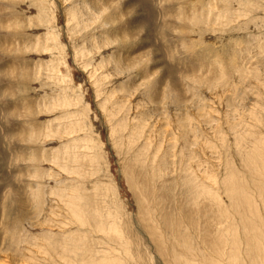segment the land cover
<instances>
[{
	"label": "rangeland",
	"instance_id": "1",
	"mask_svg": "<svg viewBox=\"0 0 264 264\" xmlns=\"http://www.w3.org/2000/svg\"><path fill=\"white\" fill-rule=\"evenodd\" d=\"M70 1L0 0V20L3 22L0 21V264H87L88 262L98 264L97 261H92L93 251H96L98 247L102 250L105 239H102V234L98 233L94 229L95 227H92V224L101 222L102 213H94V210L91 209L92 206H95L96 199H98L99 205L103 209L107 207L109 209L113 207L112 209H114V207L119 206L123 211L120 223L125 231V239L128 244L125 246L119 245L120 255H118L119 253L115 248L112 249L113 254L111 253V255L116 260L118 258V262L125 260L128 264H214L215 259L218 264H223L229 257V250H226L227 253L222 255L219 246H221L222 238L225 240L224 233L226 231H223L226 227L234 233L239 231L236 230L238 226L242 230V227H244L242 220L245 217L252 220L255 226L264 225V176L263 173L259 174L256 171L261 167L262 162L255 159V163L247 164L245 158L239 155L238 150L242 147L236 144L237 131L231 127L232 124L236 123L238 125L237 130L242 128L244 131L249 130V133L254 131L255 128L252 127V124L243 121L241 118H245L247 112L257 109V114L261 117L259 118L260 128L264 131V115L261 112V107H264V96L262 97L263 105L255 103L253 98L250 97L240 102L237 100L239 89L256 81L253 78L255 74L262 75L264 78V72L253 67L260 65L264 69V21L257 19L258 24L253 22L254 24L252 23L251 28L247 30L250 34L259 33L262 40L252 37L251 45L244 41L232 46L233 37L223 34L227 46L231 47L222 56H217L215 62L216 56L212 54L215 49L217 50L220 47V39H218L221 35L220 31L217 30L216 33L205 31L194 23L192 4H197L199 12L201 10V2L199 1L202 0ZM106 1L111 7L107 8L106 13L109 15L113 12L123 14L118 16L115 21L110 22H104L103 17L95 16L93 17L94 20L91 19L92 17L87 14V6H92V14L98 15L101 13L100 9ZM235 1L232 0V2ZM259 1L264 2V0ZM7 2H10L11 5H8ZM218 7L220 9L224 7L222 0L218 1ZM245 8L251 9V7L245 6L242 7L241 12ZM259 10L262 11L257 16L264 17V7H259ZM80 12L86 14L82 15ZM75 13L80 14L83 20L87 18L83 24L82 22L77 23L74 18ZM41 14H44V18H37ZM242 17L241 19L244 21L246 17L244 15ZM19 18L24 19V24L29 32L27 36L30 37V39L21 40L20 42L10 38L9 35V32L12 31L9 26L16 27L20 21ZM30 18H32L31 21ZM89 18L91 20H88ZM88 21L92 22V25L88 24ZM221 23H218L220 25L213 23L214 28H221ZM87 24L91 31H89ZM120 25L123 26L125 31L127 29L129 33L123 32L124 35L121 34L122 32H118L120 34L112 33L110 28L116 27L118 29L121 27ZM74 26L77 28L74 31L77 35L76 33L73 34L72 28ZM101 26L109 28L107 31L109 30L110 35L109 33L106 34L105 28ZM78 28L79 30L83 29V31H78ZM68 29L72 30L69 32ZM49 31L55 34L59 33L58 36L54 35L56 37L54 38L55 43L54 39L51 41L50 38H45V33H49ZM241 33L243 34L244 31ZM34 34L39 35L40 40H43L41 43L48 47L47 50L52 49L54 46L53 50L40 51L39 54H36L35 45H33ZM87 34L91 35L88 36ZM217 34L220 35L217 36ZM99 35L101 36L98 40L97 38L94 39ZM119 35L121 36L119 37ZM103 36L104 38H102ZM26 41L29 43H27V46L30 49L32 48V52L27 56L31 64L30 72L34 71L29 72L30 76L33 77L32 80H34L30 86L34 90L32 94L21 92L19 86H16V82L14 83L16 87L10 86L11 81L8 79V75L13 73L17 77H15L16 79L12 78V81H17L20 79V69L7 71L9 73L7 76L2 71L4 65L10 63L11 66L12 61L14 62V54H25L16 53V51L18 46L25 47ZM97 41L99 42L97 43ZM91 43L94 45L92 46ZM208 45H213V52L204 50ZM81 47L82 49L86 47V49L84 48L83 51ZM91 48H93L92 51ZM60 49H62L61 53L58 52ZM247 49H249L248 53H246ZM239 50V53L234 54ZM87 51L93 54L90 55ZM86 54L89 56L85 58ZM228 54L233 59H230ZM37 56L39 59L45 58L44 62L47 61L44 64L40 62V66H38L40 68L36 67V65H39ZM47 56L49 61L46 60ZM93 56H95V60ZM102 58L104 62L107 59L104 63L105 66H103L106 68L99 67L97 70L98 67L95 65L97 67H95V70V61L99 62ZM50 59L54 60L50 62ZM48 63L51 66L44 68ZM51 63L55 67L58 66L57 69L55 68L56 70L51 69L54 67ZM42 65H45L44 69ZM244 65L248 67V70L241 73L233 72L235 67ZM90 69L95 70V72ZM223 69L227 70L226 73L230 81H232L234 75H236L234 79H238L240 76L243 77L238 89L226 92L221 87L214 90L206 88V82L212 79L215 80ZM38 70L41 74L44 72L40 78H36L40 74H37ZM105 73L109 74L108 77ZM97 77L100 80H97ZM40 79L42 81L45 79L46 84L43 81V88L40 87ZM205 83L206 85H204ZM8 85L11 89L8 88ZM68 85H70L72 92L69 90ZM73 88L76 91H73ZM41 89H44V91ZM113 89L115 93L112 94L110 100H105ZM254 89L258 91V87H254ZM99 92L101 93L98 94ZM59 94H64L71 100L73 95L75 98L78 95V99H76L79 102L74 99L73 102L76 101L77 103L70 104L71 113L66 120L74 126L81 123L82 130L77 133L66 130L64 132L66 135L60 134L61 139L58 137L54 140L56 137L54 136V129L58 127L57 125L62 119L61 116L59 117L61 110H64L62 106H60L62 109H59L58 104L53 105L58 100ZM44 95L45 100L43 99ZM172 95H174V98ZM24 97H26V100H24ZM27 97H35V101L27 104L25 102L29 99ZM81 97L87 101V111L84 117H80L79 113V110L85 108L82 107L84 104L79 99ZM169 101H173L174 104ZM180 105L181 107H178ZM116 106L120 107L119 110L110 116L107 110ZM44 108H49L50 112L44 111L48 110ZM50 109L54 111L52 112ZM30 111L32 112L29 113ZM48 112L49 114H47ZM172 112L173 114H169ZM240 112L242 114H239ZM176 114L177 119L183 123V128H186L183 131L187 133L184 137L185 142L181 131H177L174 126V128L172 127L175 122L173 121L174 123L170 125V120H173ZM145 115L148 118L152 116L150 120H153V124L155 123L154 120L159 122L156 125V131L153 132V127L148 137L150 145L146 154L149 155L155 150L158 152L160 159L158 162L151 163L152 167L149 164L153 161L151 154L147 155L144 162L139 163L140 165L132 164L135 161L130 159L133 152H136L135 147L140 144L141 138H139L140 142L137 141L131 144L126 141L131 124L134 121L146 119ZM124 117L126 127L119 133L115 132L120 123L124 122ZM26 120L29 122L35 120L32 124L35 128L34 136L36 138L41 137L37 136L38 133L42 134V131L46 128L45 124L50 123L49 126H51L52 132L50 134L49 131V135L52 136L49 137V144L45 150L41 145L37 147V142L28 140V134L31 135V128H29L28 121L25 122ZM86 121H88V126L85 123ZM151 121L149 125L152 124ZM217 123L223 128L224 139H217L212 134L211 124L217 125ZM244 124H246V127H243ZM195 125L196 127L193 128ZM67 131L71 134L67 135ZM197 131L209 138L208 142L211 147L202 150L201 141L195 139L196 135L200 134ZM61 135L70 138V140L62 138ZM76 137H80V145L76 147V151L84 157L82 156L83 159L78 162H68V157L74 150L70 149V152L67 153L63 141L68 144L74 141ZM247 138H250V136L239 137L247 146L256 145V143L248 144ZM144 139H142L143 143H145ZM183 143L187 144L184 145ZM132 144L134 145L133 150H131V146L127 147V145ZM32 146V149L29 148ZM198 149L199 156H191L187 160L186 155ZM166 150H169L166 152L167 157L163 154ZM33 153L36 160L30 159ZM53 153L60 156L58 158L66 163L70 172L67 173L64 167L52 162ZM93 155L96 156L95 159L91 157ZM162 155L164 156L161 157ZM164 157H166L163 162V164H166L165 174L160 178H154L155 172L152 169L159 168L158 166L162 165L159 163H162ZM31 163L35 167L34 173L32 167H30ZM202 163L210 164L209 169L206 170L208 182L214 179V175L222 178L228 171L236 172L240 187L241 185L244 187V193L254 203L253 208L250 205L244 211L237 209L233 199L230 198V194L224 191V188L219 184H212L207 188L209 192L217 195V198L213 199L214 202L207 201L203 194L195 197L186 194L185 181L203 188L202 179L198 177L199 171L205 174ZM138 167L141 168L137 169ZM142 168H147V170ZM147 172L152 174L148 175ZM35 184H40L46 192L47 195L45 194L44 200H36L32 197V191L37 188ZM55 187L64 188L63 190L68 196L66 190L71 187L77 188L78 195L84 194L86 197L83 201L85 209L81 210L84 212V216L81 215L85 221L84 226L81 227L76 224V216L74 217L68 210L72 207L70 199L67 197V200H65V196H57L56 192L50 191L51 189L54 190ZM200 196L202 198H199ZM198 198L201 200L200 203L194 204L191 202L192 205H188V201ZM217 199L220 200L217 202ZM8 207L11 209L6 212ZM38 208L41 210L37 211ZM243 208L245 209L246 206H243ZM19 212H22L21 215L25 216L23 219L22 216L20 217L21 222H18L17 219ZM47 215L49 220L47 219L48 223L45 224L44 218ZM224 216H228V220ZM49 221L52 227L47 225L50 224ZM232 224L233 227L237 224V227L232 228ZM49 233L53 236L47 239ZM22 238L25 239V245ZM100 239L103 240V243ZM242 241L247 244L245 236H242ZM213 243H215V246ZM28 244L35 248L28 247ZM50 245L70 250V258L73 261L70 263L68 260L59 257ZM120 246L124 247L121 248ZM262 248H264V245ZM73 249H77L78 252H72ZM24 253L26 254L25 257L21 258ZM131 253L133 254L131 255ZM250 254L251 263L253 259L257 260L256 254L261 255V249H256L254 253L250 250ZM236 255L237 258L243 261L244 254L240 251V243ZM128 256L132 257L129 258ZM125 261L121 263L123 264Z\"/></svg>",
	"mask_w": 264,
	"mask_h": 264
},
{
	"label": "bare ground",
	"instance_id": "2",
	"mask_svg": "<svg viewBox=\"0 0 264 264\" xmlns=\"http://www.w3.org/2000/svg\"><path fill=\"white\" fill-rule=\"evenodd\" d=\"M2 1H4V0H2ZM7 1V0H6ZM72 1V0H71ZM70 1V2H71ZM75 1H79V0H75ZM75 1H73V2H75ZM83 1V0H82ZM98 0H96V2H97ZM114 1V0H113ZM181 1V0H180ZM218 1H220V0H216V3H215V0H202V1H199V2H201V5H200V11L198 12V7H197V4H192V9H193V18H194V23L196 24V25H198V26H200L201 28H203L205 31H210V32H214V33H216L217 32V30H219L220 31V36L217 34V36H219L218 37V39H220V41H219V45H220V47L219 48H217V50L215 49V51L213 52L212 51V47H213V45H208V46H206V48L204 49V50H207V51H210V52H213V56H216V59H215V62H216V60H217V56H222L223 55V53H226L227 51H229L230 50V47H228L227 46V44H226V39L224 38V35L223 34H227V35H229V37H233V42L231 43L232 44V46H233V44H237V43H241V42H244V41H247L248 43H249V45H251L250 44V42H252V40H251V38L253 37L254 39H257V40H260V41H262L261 40V38H260V35H259V33H257V34H250L247 30L249 29V28H251V25H252V23L254 22V23H256V24H258L257 22H258V20L257 19H261V20H259V21H264V17H262V16H257V14L258 13H260V11H262V10H259L258 11V8L259 7H264V2L263 1H259V0H236L235 2H232V0H222V2L224 3V9L223 8H219L218 7ZM84 2V1H83ZM85 2H87V1H85ZM107 2L108 1H106L105 2V5L100 9V11H101V13L100 14H98V15H93L92 14V6H87V14H89L90 15V17H92L91 19H93V17H103L104 18V22H106V21H115V19H117V17L118 16H120V15H122L123 13H114L113 12V14H111V15H109L108 13H106L107 11V8L109 7V5L107 4ZM185 2V1H184ZM28 3V2H27ZM7 4L8 5H11V3L10 2H7ZM107 4V5H106ZM43 5H44V1H43ZM70 5V4H69ZM73 5V4H72ZM81 5V7H82V3L80 4ZM80 5H78V6H80ZM105 6H106V8H105ZM113 6H114V4H113ZM245 6H248L249 8L251 7V9L250 10H248L247 8H245L242 12H241V10H242V7H245ZM71 7V6H70ZM86 7V6H85ZM109 8H111V7H109ZM68 9H70V8H68ZM71 9H72V7H71ZM81 9V8H80ZM79 9V10H80ZM74 10V9H73ZM82 10V9H81ZM111 10V9H110ZM75 11V10H74ZM113 11V10H112ZM45 14V13H44ZM44 14H41L40 16L38 15V17L37 18H44ZM80 14H82V15H84V14H86V13H81L80 12ZM80 14L78 15L77 13H75L74 14V18L77 20V23H81L82 22V24H83V22H84V20H86L87 18H84V20H83V18L81 19V17H80ZM245 16L246 18H245V20L243 21V19H241V18H243L242 16ZM263 15V14H262ZM21 17V16H20ZM185 17V16H184ZM184 17H182V18H184ZM90 18L88 19V20H91ZM97 19V18H96ZM119 19H120V17H119ZM124 19V18H123ZM19 23L17 24V26L16 27H11V26H9V28L12 30V31H10L9 32V35H10V38H12V39H16L18 42H20L21 40L23 41H25V40H28V39H30V37L29 36H27L28 34H29V32H28V28H27V26L24 24V19H22V18H19ZM32 20V18H30V21ZM83 20V21H82ZM94 20V19H93ZM1 21V20H0ZM120 21V20H119ZM46 22V21H45ZM89 22V21H88ZM87 22V23H88ZM222 22V23H221ZM1 23H3L2 21H1ZM86 23V22H85ZM92 23V22H91ZM90 22L88 23V24H91ZM216 24V25H220V24H218V23H221V28H218L217 27V29L216 28H214V24ZM253 23V24H254ZM82 24H81V26H82ZM87 24V25H88ZM94 24V23H93ZM121 24V23H120ZM1 25V24H0ZM4 25V24H3ZM31 25V24H30ZM53 25V24H52ZM92 25V24H91ZM71 26V25H70ZM77 26H78V24H77ZM115 26V25H114ZM117 26H119L118 24H117ZM121 26V25H120ZM256 26V25H255ZM4 27V26H3ZM53 27V26H52ZM76 26H74L72 29H73V34L74 33H76V32H74L75 31V29L77 30V28H75ZM102 27V26H101ZM111 27H113V26H111ZM122 27V28H121ZM120 28H110L111 29V31H112V33H118V32H122L121 34H123V32L124 33H126L127 34V29H126V31H125V29L123 28V26H121ZM57 28V27H56ZM55 28V29H56ZM69 28V27H68ZM83 28H84V26H83ZM96 28V27H95ZM102 28H105V27H102ZM71 29V30H72ZM85 29H86V27H85ZM88 29H89V25H88ZM107 29H109V28H105L104 30H106V34H108L109 32V30L107 31ZM69 30V29H68ZM71 30H69V32L71 31ZM81 30V29H80ZM79 30V28H78V31H80ZM87 30V29H86ZM94 30V29H93ZM103 30V31H104ZM60 32H61V30H59ZM83 31V29L80 31V32H82ZM89 31H91L90 29H89ZM102 31V32H103ZM114 31V32H113ZM242 31H244V33L242 34L241 32ZM12 32V33H11ZM101 32V33H102ZM130 32H131V30H130ZM260 32V31H259ZM11 33V34H10ZM84 33V32H83ZM82 33V34H83ZM95 33H97V32H95ZM100 33V32H99ZM111 33V34H112ZM120 33H118V34H120ZM129 33V32H128ZM219 33V32H218ZM46 34V36H45V38L46 39H49L50 38V40L52 41L54 38H56V37H54V35H59V33L58 34H55V33H52V32H50L49 31V33L47 32V33H45ZM79 34V33H78ZM85 34V33H84ZM83 34V35H84ZM93 34V33H92ZM103 34V33H102ZM101 34V35H102ZM104 34H105V31H104ZM117 34V35H118ZM249 34V35H248ZM76 35H77V33H76ZM75 35V36H76ZM88 36L89 35H91V34H87ZM101 35H99L98 37L96 36V37H94V39L95 38H97V40H98V38H100V36ZM109 35H110V33H109ZM113 35V34H112ZM124 35V34H123ZM72 36V35H71ZM75 36H74V38H75ZM88 36H87V38H88ZM108 36V35H107ZM121 35H119V37H120ZM216 36V37H217ZM112 37V36H111ZM9 38V39H10ZM45 38H44V40H45ZM86 38V39H87ZM102 38H104V36L102 37ZM113 38V37H112ZM5 39H6V37H5ZM76 39H78V38H76ZM83 39V38H82ZM85 39V40H86ZM60 40V39H59ZM58 40V41H59ZM93 40V39H92ZM43 41V40H42ZM41 40H40V38H39V35H35L34 34V43H33V45H35L34 46V49H35V51H36V54H39L40 53V51H49V50H47L48 49V47L44 44V43H41L42 42ZM54 41V43H55V39L53 40ZM57 41V40H56ZM61 41V40H60ZM94 41V40H93ZM99 41H97V43H98ZM27 43H28V41H26V44H25V47H20V46H18L17 47V51H16V53H25V54H21V55H16V54H14L15 55V57H13V60H14V62L12 61V64H11V66H10V63H8V65H4L3 66V68H2V71H4V75L5 76H7L9 73H7V71H9V70H15L16 71V69H20L21 70V73H19V75H20V79L19 80H14V81H12L15 77H17L16 75H14L13 73H11V74H9L8 75V79L11 81V83H10V86H12V87H14L15 86V82L17 83L16 84V86H19V90H21V92L23 91V93H28V94H32L33 93V87H30L32 84H33V81L34 80H32L33 79V77L32 76H30V73H32V71L30 72V59L27 57L31 52H32V48L30 49L29 48V46H27ZM53 43V44H54ZM59 43V42H58ZM57 43V44H58ZM258 43V42H257ZM8 44V43H7ZM29 44V43H28ZM60 44H61V42H60ZM64 44V43H63ZM123 44V43H122ZM230 44V45H231ZM56 45V44H55ZM91 45H92V43H91ZM94 45V44H93ZM92 45V46H93ZM126 45V44H125ZM131 45V44H130ZM257 45V44H256ZM51 47L53 46V45H50ZM49 46V47H50ZM85 46V45H84ZM96 46H97V44H96ZM118 46V45H117ZM129 46V45H128ZM57 47V46H56ZM58 47H60L59 45H58ZM89 47V46H88ZM87 47V48H88ZM53 48H54V46H53ZM53 48L51 49V50H53ZM80 48V47H79ZM85 49H86V47H84ZM83 48V49H84ZM96 47L94 46V50L96 51V49H95ZM81 49H82V47H81ZM80 49V51H82ZM84 49V50H85ZM250 49V48H249ZM249 49H247L246 50V53H248V50ZM62 49H60L58 52L59 53H61L60 51H61ZM83 50V51H84ZM93 50V48H91V51ZM75 51V50H74ZM73 51V52H74ZM76 51H77V49H76ZM75 51V52H76ZM80 51H78V52H80ZM42 52V53H43ZM88 52V51H87ZM86 52V53H87ZM90 52V51H89ZM88 52V53H89ZM240 52V50L238 51V52H234V54H237V53H239ZM251 52V51H250ZM249 52V53H250ZM41 53V54H42ZM51 53V52H50ZM59 53H58V55H59ZM81 53V52H80ZM87 53V54H88ZM95 53V52H94ZM96 53H97V51H96ZM201 53H202V51H201ZM252 53V52H251ZM52 54V53H51ZM50 54V55H51ZM83 54H85V53H83ZM82 54V55H83ZM86 54V56H85V58L87 57V56H89V55H87ZM90 55L91 54H93V53H89ZM57 55V54H56ZM82 55H80V56H82ZM61 56H62V54H61ZM78 56V55H77ZM57 57V56H56ZM228 57L230 58V59H233V57L230 55V54H228ZM14 58H17V59H14ZM37 59H38V61H39V65H36V67H38V66H40V62H41V64H44L45 62H47V61H43V60H45V58L43 59H39V57L37 56L36 57ZM47 59L46 60H48V56L46 57ZM51 58V57H50ZM54 58H55V56H54ZM93 58H94V60H95V56H93ZM92 58L90 57V60H91ZM52 60H54V59H52ZM51 59H50V62L52 61ZM57 60V59H56ZM87 60V59H86ZM107 60V59H106ZM106 60H105V62H106ZM207 60V59H206ZM247 60V59H246ZM43 61V62H42ZM49 61V60H48ZM15 62H16V64H15ZM54 62V61H53ZM90 62V61H89ZM88 62V63H89ZM93 62V61H92ZM104 62V59L102 58V60H100L99 62L98 61H95V64H94V68L96 67L97 68V70L99 69V67H101V68H106V67H103V66H105V63ZM218 63H219V60L217 61ZM55 63V62H54ZM94 63V62H93ZM92 63V64H93ZM157 63V62H156ZM37 64V63H36ZM47 64V63H46ZM45 64V65H46ZM52 64V67L54 66V64L53 63H51ZM56 64H58V63H56ZM55 64V65H56ZM85 64V63H84ZM90 64V63H89ZM89 64H87L88 66H89ZM104 64V65H103ZM213 64H214V62H213ZM246 64V63H245ZM44 65V66H45ZM96 65V66H95ZM106 65H107V63H106ZM254 65V64H253ZM43 65H42V68L44 67ZM49 67V66H51L49 63H48V65H46L44 68H46V67ZM57 66V65H56ZM86 66V65H85ZM90 66H92L91 64H90ZM58 67V66H57ZM57 67H53V68H51V69H54V70H56L57 69ZM254 68H256V69H258V70H260V71H262V72H264V69L262 68V67H260V65H256V66H253ZM252 67V68H253ZM8 68V69H7ZM9 68H11V69H9ZM38 68H40V67H38ZM43 68V69H44ZM56 68V69H55ZM96 68H95V70H96ZM91 70V69H90ZM93 70V69H92ZM91 70V71H92ZM95 70L94 71H92V72H95ZM102 70V69H101ZM244 70H248V67H246L245 65L244 66H238V67H235L234 68V70H233V72H239V73H241V72H243ZM42 71H44V70H42ZM51 72H53L52 70H50ZM58 71V70H57ZM56 71V72H57ZM90 71V72H91ZM30 72V73H29ZM34 72V71H33ZM37 72V71H36ZM227 70H225V69H223V70H221L220 71V73H219V75L217 76V78L214 80V79H212L211 81H208V82H206L207 83V87L206 88H209L210 90H214V89H216V88H218V87H221L222 89H224V91H232V90H236V89H238V87H239V83L241 82V80L243 79V77L242 76H240L238 79H234V77H236V75H234L233 76V79H232V81H230L229 80V78H228V75H227ZM261 72V73H262ZM40 73V70H38V73L37 74H39ZM17 74V73H16ZM36 74V75H37ZM42 74H44V72L42 73ZM42 74L40 73L36 78H40L41 76H42ZM46 74V73H45ZM104 74V73H103ZM106 74V73H105ZM92 75V74H91ZM102 75V74H101ZM107 75H109V74H106V76ZM96 76V75H95ZM105 76V77H106ZM111 76V75H110ZM104 77V78H105ZM108 77V76H107ZM13 78V79H12ZM46 78V77H45ZM103 78V79H104ZM254 79H256V81H253V83H251V85H246V86H242L240 89H239V93H238V95H237V100H239V102L240 101H243V100H245L246 98H248V97H250V98H253V100H254V102L255 103H260L261 105H263V103H262V97L264 96V78H263V76L262 75H258V74H255L254 75V77H253ZM16 79V78H15ZM45 79H43V81H44ZM97 80H100L98 77H97ZM39 81V80H38ZM43 81H42V79H40V81H39V84H40V87H42V86H44V83H45V81H44V83H43ZM70 81H72V80H70ZM93 81V80H92ZM112 82V81H111ZM154 82H156V81H154ZM99 83V82H98ZM206 83L204 84V85H206ZM38 84V85H39ZM46 84V83H45ZM68 84H70V83H68ZM100 84V83H99ZM118 84V83H117ZM116 84V85H117ZM9 85H8V88H10L11 89V87H10ZM15 86V87H16ZM69 86V90H70V85H68ZM151 86V85H150ZM149 86V87H150ZM95 87H97V86H95ZM116 87V86H115ZM254 87H258V91H256L255 89H254ZM31 88H32V90H31ZM36 88V87H35ZM43 88V87H42ZM117 88V87H116ZM115 88V89H116ZM196 88V87H195ZM9 89V90H10ZM31 91H29V90ZM68 89V88H67ZM100 89H101V87H100ZM13 90V89H12ZM11 90V91H12ZM41 90H43L44 91V89H41ZM75 89L73 88V91H74ZM117 90V89H116ZM128 90V89H127ZM71 91V90H70ZM76 91V90H75ZM102 91V90H101ZM130 91V90H129ZM220 91V90H219ZM72 92V91H71ZM77 93V92H76ZM75 93V94H76ZM101 92H99L98 94H100ZM115 93V90L113 89V90H111L110 92H109V94L107 95V98L105 99V100H110V98H111V96H112V94H114ZM148 93V92H147ZM43 94V93H42ZM68 94V93H67ZM97 94V96H99ZM103 94V93H102ZM69 95H71V94H69ZM73 95V94H72ZM118 95V94H117ZM131 95V94H130ZM148 95V94H147ZM24 96V95H23ZM22 96V97H23ZM39 96H40V94H39ZM42 96V95H41ZM124 96V95H123ZM173 96V98H174V95H172ZM38 97V96H37ZM54 97H57V96H54ZM72 97V96H71ZM77 97H78V95H77ZM76 97V98H77ZM122 97V96H121ZM127 97V96H126ZM228 97V96H227ZM230 97V96H229ZM27 98H29L27 101H25V102H27V104L28 103H31V102H34L35 101V97H32V98H30V97H27ZM44 98H46L45 97V95L43 96V99ZM75 97H74V95H73V99L71 100V99H69V97L68 96H66V95H64V94H59L58 95V100L55 102V104H53V105H56V104H58L57 106H62V108H64V110H61V113L59 114V117L61 116V121H60V123H59V125H55L56 127H54V128H56V129H54V131H55V134H54V136H56L55 137V139L54 140H56V139H58V137H59V135L60 134H64V132H66V130H69L70 132H72V133H77V132H79V131H81L82 130V126H81V123L79 124V125H76V126H74V125H72V123L70 122V121H68L67 122V120L66 119H68V117H69V114L71 113V108H70V104H75L74 102H76V101H74L73 102V100L74 99H76ZM124 98V97H123ZM215 98V97H214ZM260 98V99H259ZM39 99V98H38ZM57 99V98H56ZM78 99V98H77ZM76 99V100H77ZM79 99H81V102H82V104H84L82 107H85V108H83V110H79V113H80V117L82 116V117H84V115H85V112L87 111V101H86V99L85 98H83V97H81V98H79ZM127 99V98H126ZM150 99H151V97H150ZM166 99V98H165ZM167 99H169V98H167ZM230 99H231V97H230ZM24 100H26V97H24ZM23 100V101H24ZM37 100V99H36ZM45 100V99H44ZM50 100V99H49ZM48 100V101H49ZM172 100V99H171ZM229 100V99H228ZM47 101V100H46ZM53 101V100H52ZM78 101V100H77ZM133 101V100H132ZM37 102V101H36ZM79 102V101H78ZM167 102V101H166ZM170 102V101H169ZM171 102H173V101H171ZM170 102V103H171ZM181 102V101H180ZM40 103H41V101H40ZM49 103H51V102H49ZM77 103V102H76ZM132 103H134V102H132ZM176 103V102H175ZM35 104V103H34ZM138 104V103H137ZM140 104V103H139ZM142 104V103H141ZM172 104H174V102L172 103ZM171 104V105H172ZM31 105V104H30ZM44 105V104H43ZM134 105V104H133ZM132 105V106H133ZM26 106V105H25ZM47 106V105H46ZM50 106H52V105H50ZM142 106V105H141ZM43 107H45V106H43ZM144 107V106H143ZM170 107V106H169ZM169 107H167V108H169ZM178 107H181V105L180 106H178ZM30 108V107H29ZM55 108V107H54ZM61 107L59 108V109H62ZM119 106H116L115 108L114 107H110L107 111L110 113V116H112V114H115V112H117L118 110H119ZM177 108V107H176ZM44 109H48V110H44V111H49V108H44ZM170 109H171V107H170ZM175 109V108H174ZM173 109V110H174ZM50 110H52V109H50ZM142 110V109H141ZM168 110V109H167ZM40 112L42 111V110H39ZM39 111H38V113H39ZM43 111V112H44ZM54 110H52V112H53ZM32 111H30L29 113H31ZM50 112V111H49ZM49 112L47 113V114H49ZM60 112V111H59ZM142 112V111H141ZM170 112V111H169ZM261 112H262V114L264 115V107H261ZM174 113H175V111H174ZM147 114V113H146ZM169 114H173V112L172 113H169ZM239 114H242V112H240ZM27 115V114H26ZM32 115V114H31ZM246 117L245 118H241L243 121H246V122H250L251 124H252V127H254L255 129H254V131H251L250 133L248 132L249 130H243L242 128H239V130H237V128H238V125L235 123V124H232L231 125V127L232 128H235V130L237 131V135H238V139H237V141H236V144L238 145V146H240V147H242V148H240L239 150H238V153H239V155H241L242 157H244L245 158V161L247 162V164H251L252 162H254L255 161V159H257V161H259V162H262L261 163V167L259 168V169H257L256 171H257V173H259V174H262L263 173V176H264V138H263V134H264V131H262V128H260V124H259V122H260V120H259V118H261L258 114H257V109H254V110H251V111H249V112H247L246 113ZM35 116V115H34ZM138 116V115H137ZM146 116V119H142V121H140V120H138V121H134L132 124H131V126H130V131H129V136H128V139L126 140L127 141V143L128 144H131V143H135V142H140V140H139V138H141V142H140V144H138L137 145V147H135L137 150H136V152L134 153L133 152V154H132V157L130 156V159H133L134 161H132V162H134V163H132V164H139V163H143L144 162V160L146 159L145 157H147V155L148 154H146V153H148V151H147V149L149 150V145H150V142L148 141V137L150 136V130L154 127V130H153V132L154 131H156V125H157V123H159V122H156L155 120H154V124H153V120L151 121L150 119H152L151 117L152 116H150L149 118H148V116L147 115H145ZM144 116V117H145ZM174 116V115H173ZM28 117V116H27ZM33 117V116H32ZM178 117H177V114L173 117V120L171 119L170 120V125H171V123H174L175 122V125L173 124L172 125V127L174 126L175 127V129L178 131H181V134H182V136H183V140H184V137H185V135L187 134L186 132H183L184 130H186V128L184 129L183 127H184V125H183V123L181 122V121H179V119H177ZM124 119V122H121L120 123V125H119V128H116L115 129V132H121L122 131V129L123 128H125L126 127V124H125V121H126V119H125V117L123 118ZM176 119H177V123H176ZM59 120H60V118H59ZM62 120H63V122H62ZM65 120V121H64ZM28 120H26L25 122H27ZM35 120H31L30 122L28 121V123H29V128H31V135L30 134H28V136H29V139L28 140H30V142H37V147H38V145H41L42 146V148H43V150H45V148H46V146L49 144V137H51L50 135H49V131H50V134H51V132H52V129H51V126H49V124H45V126H46V128H45V130L44 131H42V134L41 133H38V137L39 136H41V137H39V138H36V136H34L35 135V128L33 127V124H32V122H34ZM152 122V124L150 123V125H149V122ZM174 121V122H173ZM62 122V123H61ZM86 124L88 123V121H86L85 122ZM239 124H243V123H239ZM63 125V126H62ZM44 126V127H45ZM87 126H88V124H87ZM211 126H212V128H213V133L212 134H214L215 136H216V138L217 139H224L225 138V135H224V131H223V128L220 126V125H218V123H217V125H212L211 124ZM173 127V128H174ZM194 127H196V125L195 126H193V128ZM243 127H246V124H244L243 125ZM61 129H62V131H61ZM126 130V129H125ZM167 130V129H166ZM207 130V129H206ZM199 131V130H198ZM197 131V132H198ZM62 132V133H61ZM153 132H152V134H153ZM200 132H201V130H200ZM200 132H198V134L200 133ZM41 134V135H40ZM53 134V133H52ZM69 133H68V131H67V135H68ZM71 134V133H70ZM69 134V135H70ZM151 134V135H152ZM64 135H66V134H64ZM63 135H61V137H62ZM246 136H250V138H247V143L248 144H255L256 143V145L255 146H247V145H245L244 143H243V141H241L240 139H239V137H246ZM258 136H261V137H258ZM48 137V138H47ZM46 138H47V140H46ZM54 138V137H53ZM60 138V137H59ZM62 138H65V137H62ZM145 138V139H144ZM147 138V139H146ZM61 139V138H60ZM65 139H67V140H70V138H65ZM142 139H144V142L145 143H143V141H142ZM195 139H198V140H200L201 141V147H202V150H205L206 148H209V147H211L210 146V144H209V138L208 137H206V136H204L202 133H200L199 135H196V138ZM53 140V141H54ZM58 141V140H57ZM186 141V139L184 140V142ZM51 142H52V140H51ZM63 143H64V145H66V148L67 149H65V151L68 153V152H70V149H73L74 150V152H72V153H70V155H69V157H68V162H70V161H79V160H82L83 158H82V156L83 155H81V154H79V152L78 151H76V147H78L79 145H80V137H76L75 139H74V141H72V142H70V143H68L67 144V142L66 141H63ZM62 143V144H63ZM142 143V144H141ZM184 144V143H183ZM185 144H187V143H185ZM184 144V145H185ZM29 145V144H28ZM183 145V146H184ZM259 145V146H258ZM34 146V145H33ZM33 146L32 147H29V148H33ZM131 146V150H133L132 149V147H134V145L132 144V145H127V147H130ZM258 146V147H257ZM41 148V149H42ZM56 148V147H55ZM184 148V147H183ZM130 149V148H129ZM199 149H200V147H199ZM199 149L198 150H194L193 152H190L189 154H187L186 155V158H187V160H189L190 158H191V156H193V157H198L199 156ZM61 150V149H60ZM59 150V151H60ZM63 150V149H62ZM167 151H169V150H166L163 154L167 157V155H166V152ZM196 152V153H195ZM206 152V151H205ZM56 153H57V151H56ZM56 153L54 154L53 153V156H52V162L55 164H58L59 166H61V167H64V170H67L66 172L68 173V171L70 172V170H69V168H68V166L66 165V163L65 162H63V161H61L58 157H60L58 154L56 155ZM192 153H193V155H192ZM151 155H152V158H153V161H151L149 164H150V166L153 164V162L154 161H156V162H158V160H160L159 159V156H158V152L157 151H155V150H153L152 151V153H150ZM149 154V155H150ZM195 154V155H194ZM202 154V153H201ZM146 155V156H145ZM148 155V156H149ZM164 155H162L161 157H163ZM205 155V154H204ZM84 157V156H83ZM91 157H93L94 159H95V155H93V156H91ZM166 157H164L162 160V163H159L161 166H158L159 168H155V169H152V170H154L153 172H155V174H154V178H156V177H161V176H164L163 174H165L164 173V171L166 170V164L164 163L163 164V162H164V159L166 158ZM31 160H36V156H35V154L33 153L32 154V156H31V158H30ZM93 160V159H92ZM99 160V159H98ZM149 161H150V158H149ZM145 162H147V161H145ZM166 162V161H165ZM42 163V162H41ZM147 163V164H148ZM152 163V164H151ZM255 163V162H254ZM157 164V163H156ZM203 165H202V169H205V174H203V173H201L200 171H199V174H198V177L199 178H201L202 179V182H203V188H201V187H196V186H194L193 184H191V183H189V182H187V181H185V186L187 187V190H186V194H188L189 196H193V197H195L196 195H204V198H207V201H212V202H214L215 200H213V199H215V198H217V195H215L213 192H209V190L207 189L208 187H210L212 184H219V185H221L223 188H224V191H226L227 193H229L230 194V198L231 199H233V201H234V203H235V207L237 208V209H242L243 211L244 210H246L250 205V207H252L253 208V206H254V203H253V201L251 200V198L246 194V193H244V187L241 185V187H240V185H239V177H237L236 175H237V173L236 172H234V171H228V172H226L225 173V175L224 176H222V178H218L217 177V175H214L213 176V180L212 181H210V182H208L207 181V177H208V174H206L207 172H206V170L207 169H209V167H210V164L208 165V163H202ZM140 165V164H139ZM158 165V164H157ZM138 166V165H137ZM142 166V165H141ZM143 166H144V164H143ZM142 166V167H143ZM30 167H32V172L34 173V170H35V167H34V164L33 163H31L30 164ZM152 167V166H151ZM37 168V167H36ZM141 167H138L137 169H140ZM150 168V167H149ZM142 169H144V170H147V168L145 169V168H142ZM132 170H134L133 168H132ZM143 170V171H144ZM142 171V172H143ZM169 171V170H168ZM142 172H141V175H142ZM151 172V171H150ZM136 173V172H135ZM134 173V174H135ZM145 173H146V171H145ZM148 173V175H151V174H149V172H147ZM168 173V172H167ZM166 173V174H167ZM251 173H252V171H251ZM250 173V174H251ZM132 174V173H131ZM138 174V173H137ZM170 174V173H169ZM209 174H210V172H209ZM34 175H36V174H34ZM145 175V174H144ZM132 176V175H131ZM130 176V177H131ZM143 176V175H142ZM166 176V175H165ZM35 177V176H34ZM134 177V176H133ZM146 177V176H145ZM30 178V177H29ZM137 178V177H136ZM152 178V177H151ZM145 179V178H144ZM149 179V178H148ZM62 181V180H61ZM151 181H152V179H151ZM153 181H154V179H153ZM160 181V180H159ZM248 181H250V180H248ZM144 184V183H143ZM158 184V183H157ZM32 185V184H31ZM30 185V186H31ZM153 185V184H152ZM249 185V184H248ZM35 186L37 187L36 189H35V191L33 190L32 191V197L34 198V199H36V200H44V198H45V194H46V192H44V190L41 188V186H40V184H35ZM166 186V185H165ZM145 187V186H144ZM64 189V188H63ZM62 188L60 189V187H58V188H54V190L53 189H51L50 191L51 192H56V195L57 196H65L66 198H65V200H67V197L70 199V203H71V205H72V207L70 208V209H68L73 215H74V217H75V222H76V224H78L79 226H84L85 225V221H84V219L81 217V215L82 216H84V212H82L81 210L82 209H85V207H84V203H83V201L85 200V196H84V194L83 193H81V196L80 195H78V191H77V188L76 187H71V188H69V189H67L66 191L68 192V194H69V196L67 195V193L65 192V190H63ZM145 189V188H144ZM27 190V189H26ZM146 191V190H145ZM42 195V196H41ZM47 195V194H46ZM55 196V195H54ZM48 197V196H47ZM49 198V197H48ZM199 198H202L201 196L199 197ZM199 198L198 199H193L192 201H188L187 203H188V205L189 206H191L192 204H191V202L192 203H200L201 202V200H199ZM220 199H217V202L219 201ZM50 202V201H49ZM48 202V203H49ZM10 203V202H9ZM52 203V202H51ZM56 205V204H55ZM40 206V205H39ZM49 206V205H48ZM107 206V205H106ZM243 206H246V208L244 209L243 208ZM121 208H122V206H120ZM113 207H110V209H109V207H107V208H105V209H103L100 205H99V202H98V199H96L95 200V206H92L91 207V209H93L94 211V213H97V212H100V213H102V215H101V222L99 223V224H92V227L94 228V229H96V231L98 232V233H101L102 234V236H101V238L103 239H105V243L103 244V247H102V250H100L99 249V247H98V249H97V247H96V251H93V254H94V257H93V259H92V261L93 262H95V261H97V263L98 264H119V263H121L122 261H125V260H120V262H118L119 260H118V258H117V260L115 259V257H112V255H111V253H112V249L113 248H115L117 251V253H119V245L120 244H122V245H127L128 244V242H127V240L125 239V231H124V229H123V227L121 226V223H120V221H121V219H122V217H121V215H122V213H123V211H121V209L119 208V206L117 207V208H115L114 207V209H112ZM11 208H9L8 207V209L6 208V212H7V210L9 211ZM23 209V208H22ZM46 209V208H45ZM39 210H41V209H37V211H39ZM78 210H80L81 212H82V214H81V212H79ZM12 211V210H11ZM21 211H23V210H21ZM49 211V210H48ZM96 211V212H95ZM192 211V210H191ZM21 213L22 212H19V215H18V217H17V219H18V222H21ZM23 214V213H22ZM27 214V213H26ZM48 216V215H47ZM47 216H46V218H44L45 220V224H46V222L49 220V216H48V218H47ZM23 217H25V216H22V219H23ZM44 217V216H43ZM120 217V218H119ZM225 217V216H224ZM227 220H228V216H226L225 217ZM25 219V218H24ZM48 219V220H47ZM41 220V219H40ZM52 220H54V219H52ZM51 220V221H52ZM42 221V220H41ZM40 221V222H41ZM55 221V220H54ZM43 222V221H42ZM242 222H243V226L244 227H242V230H241V227L240 226H238L237 227V224H235V226L234 227H237L236 228V230H239V231H235V233H234V231H231L230 229H228L227 227H226V229H224V231L223 232H225L224 234V236H225V240H223V238H222V241H221V246H219V250H221V254L222 255H224L225 253H227V251L226 250H229L228 252H229V257H227V259H226V262L224 261V263L223 264H264V248H262V246L264 245V225H262V226H255V223H253V221L252 220H249L248 219V217H245L243 220H242ZM48 223V222H47ZM49 223L50 224H47V225H50L51 226V222L49 221ZM55 223V222H54ZM53 224V223H52ZM46 225V226H47ZM55 225V224H54ZM53 225V226H54ZM70 226V225H69ZM230 226H231V224H230ZM40 227H41V225H40ZM52 227V226H51ZM65 227V226H64ZM71 227H72V225H71ZM233 227V224H232V228H234ZM44 228H46V227H44ZM49 229H50V227H49ZM149 231V230H148ZM188 232V231H187ZM47 233V232H46ZM45 233V234H46ZM148 235V234H147ZM51 236H53V235H50V233L48 234V236H47V239H49V238H51ZM242 236H245L246 237V243L247 244H244L243 243V241H242ZM40 237V236H39ZM68 237V236H67ZM99 237V236H98ZM94 238V237H93ZM76 238H75V236H74V240H75ZM95 239H96V237H95ZM189 240V239H188ZM21 241V240H20ZM73 241V239L71 240V242ZM100 241H101V239H100ZM22 242L24 243V245H25V239H23L22 238ZM102 243H103V240L101 241ZM20 243V242H19ZM70 243V242H69ZM239 243H240V251L241 252H243V254H244V258H243V261H241L239 258H237V255H236V251H237V247H238V245H239ZM227 244V245H226ZM228 244H230V245H228ZM24 245H22V247L23 248H25V246ZM29 245V244H28ZM213 245L215 246V243H213ZM124 246H120L121 248L122 247H124ZM212 246V245H211ZM210 246V247H211ZM28 247H34V246H32V245H29ZM38 247V246H37ZM50 247H51V249L52 250H54V251H56L57 252V254L59 255V257H62V259H65V260H68V262H72L73 261V259H71L70 258V256H71V251L70 250H68V249H66V248H58V247H54V246H51L50 245ZM35 248V247H34ZM59 250H58V249ZM258 248H260L261 249V255H257L256 254V258H257V260H255V259H253L252 261H251V263H250V250H252V253H254L255 252V250L256 249H258ZM123 249H125V248H123ZM31 250V249H30ZM30 250H29V252H30ZM73 251H76V252H78V250L77 249H73L72 250V252ZM122 251V250H121ZM127 251V250H126ZM114 252V251H113ZM131 252H133V251H131ZM28 253V252H27ZM48 253V252H47ZM128 253V252H127ZM113 254V253H112ZM114 254H116V253H114ZM123 254V253H122ZM133 253H131V255H132ZM25 253H24V255L21 257V258H24L25 257ZM32 255V254H31ZM118 255H120V253L118 254ZM118 255H115L116 257L118 256ZM30 256V255H29ZM114 256V255H113ZM122 257V256H121ZM129 257V256H128ZM127 257V258H128ZM132 256H130L129 258H131ZM213 257V256H212ZM214 257H215V255H214ZM126 258V257H125ZM125 258H123V259H125ZM126 258V259H127ZM260 258H262V260H260ZM30 259H31V257H30ZM135 259V258H134ZM178 259V258H177ZM35 260V259H34ZM131 260V259H130ZM227 260H228V262H227ZM129 261V260H128ZM178 261V260H177ZM23 262V261H22ZM126 262L127 261H125L123 264H126ZM192 263V262H191ZM23 264H25V263H23ZM87 264H92L91 262H88ZM122 264V263H121ZM127 264H128V262H127ZM214 264H218V262H216V260L214 259Z\"/></svg>",
	"mask_w": 264,
	"mask_h": 264
}]
</instances>
